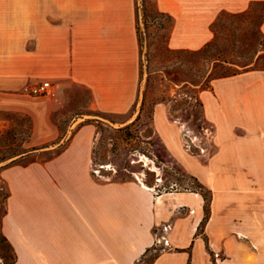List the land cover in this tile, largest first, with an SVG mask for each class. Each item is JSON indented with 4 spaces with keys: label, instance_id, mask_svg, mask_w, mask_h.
<instances>
[{
    "label": "crops",
    "instance_id": "obj_1",
    "mask_svg": "<svg viewBox=\"0 0 264 264\" xmlns=\"http://www.w3.org/2000/svg\"><path fill=\"white\" fill-rule=\"evenodd\" d=\"M157 6L174 17L168 39L171 49L196 50L213 37L212 19L204 21L199 35L195 4L157 0ZM136 26L135 0H0V113H28L33 119L32 143H45L59 134L52 126L53 103L27 94V88L42 80H49L52 87L65 81V86L90 92L87 106L72 116L58 137L66 145L49 158L12 163L0 170L8 190L1 232L12 249V264H214L209 250L218 249L227 254L219 264L245 263L240 249L234 252L231 245V237L243 240L244 229L223 227L218 243L215 215L210 213L205 225L209 244L197 233L203 218L201 194L182 201L177 192L170 193L172 207L167 214L165 195L155 194L140 178L117 180L94 171L98 131L86 117L93 111H133L125 121L129 123L141 98ZM260 27L264 33V20ZM226 86H232L230 94L238 96L239 103L251 107L248 114L264 103L261 70L218 78L214 99L207 96L204 103L212 119L215 103H225ZM6 124L0 116V131ZM261 139L241 136L243 146L224 147L228 155L239 156L238 171L256 170L250 167L255 165L252 159L263 153L258 146ZM182 203L196 214L172 215ZM166 220H171L164 235L168 243L146 259L159 245L160 225ZM184 233L186 238L181 239Z\"/></svg>",
    "mask_w": 264,
    "mask_h": 264
},
{
    "label": "rangeland",
    "instance_id": "obj_2",
    "mask_svg": "<svg viewBox=\"0 0 264 264\" xmlns=\"http://www.w3.org/2000/svg\"><path fill=\"white\" fill-rule=\"evenodd\" d=\"M185 1L198 8L199 35L204 21L212 19L209 29L213 37L196 50L171 49L168 39L174 17L162 14L157 0H135L143 73L141 98L134 105L135 115L129 123L125 121L133 111L127 114L93 111L92 116L86 117L94 122L98 131L94 171L117 180L140 178L155 194L165 195L166 210L172 207L170 193L177 192L182 201H190L193 193L206 196L208 218L203 222V206L197 233L202 234L207 245L209 237L205 225L210 213H214L213 232L217 242L223 239V227L244 229L243 240L231 237L234 252L240 249L244 264H264V103L248 114L246 111L251 107L239 103L238 96L230 94L232 86H226L222 95L225 103H215L213 119L204 106L207 96L214 99L216 95L215 79L247 70L264 72V33L260 27L264 20V0ZM89 98V90L65 86V81L36 97L53 103L52 126L59 133L58 137L65 132L72 116L84 110ZM0 116L7 120L0 131V157L29 150L7 158L0 166L46 159L66 145L67 141L58 137L33 144V119L28 113L4 111ZM254 135L261 136L258 146L263 152L252 159L255 165L250 168L256 170L238 171L239 156L228 155L224 147L237 149L243 146V141H239L241 136ZM141 155L148 159L147 163L138 160ZM7 193V186L0 178V220L5 212ZM195 214L194 209L184 203L178 204L172 213L178 217ZM169 222L171 220H166L160 225L162 239L146 259H152L165 248L168 240L164 235L170 228ZM166 225L169 227L164 230ZM185 233L179 237L185 239ZM0 256L4 264L11 263L14 257L1 235ZM209 256L214 264H219V259L227 254L218 249L209 250Z\"/></svg>",
    "mask_w": 264,
    "mask_h": 264
},
{
    "label": "trees",
    "instance_id": "obj_3",
    "mask_svg": "<svg viewBox=\"0 0 264 264\" xmlns=\"http://www.w3.org/2000/svg\"><path fill=\"white\" fill-rule=\"evenodd\" d=\"M161 13L164 14L165 16H168V17L172 18V16H171L169 13H166V12H161ZM143 19H144L145 21H146V19H147V15H146L145 10H143ZM136 28H137L138 39H139V42H140V25H139V23H137ZM263 69H264V68H263ZM236 74H238V72H234V73H232L231 75H236ZM33 150H35V149H33ZM28 151H29V150H24V149H22L21 151H19V152H15V153H11V155H8V156H6V157H0V162L5 161L7 158H12V157H15V156H18V155H23L24 153H26V152H28ZM11 163H13V162H11ZM11 163L1 165V166H0V169H2V168L5 167V166L10 165ZM7 196H8V193H7V195H6V198H7ZM203 197H204V201H205V204H204L205 217H204V219H203V222H204V220H206V219L208 218V212H209L208 201H209V200H208V198H207L206 196L203 195ZM0 235H1L2 238L6 241V238L4 237V235H3L2 232H1V220H0ZM6 242H7V241H6ZM8 245H9V244H8ZM2 257L4 258L5 256L3 255ZM13 261H14V257H13V260L11 261V263H9V264H12ZM3 264H4V262H3ZM189 264H190V263H189Z\"/></svg>",
    "mask_w": 264,
    "mask_h": 264
},
{
    "label": "built area",
    "instance_id": "obj_4",
    "mask_svg": "<svg viewBox=\"0 0 264 264\" xmlns=\"http://www.w3.org/2000/svg\"><path fill=\"white\" fill-rule=\"evenodd\" d=\"M52 88V83L49 80H42L36 84H33L27 88V92L30 95L34 96H42L49 92V90ZM97 171V170H96ZM168 225L164 226V230L168 229Z\"/></svg>",
    "mask_w": 264,
    "mask_h": 264
},
{
    "label": "bare ground",
    "instance_id": "obj_5",
    "mask_svg": "<svg viewBox=\"0 0 264 264\" xmlns=\"http://www.w3.org/2000/svg\"><path fill=\"white\" fill-rule=\"evenodd\" d=\"M138 160L145 161L146 163L148 161V159L145 156H143V155H141Z\"/></svg>",
    "mask_w": 264,
    "mask_h": 264
}]
</instances>
